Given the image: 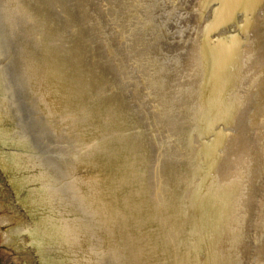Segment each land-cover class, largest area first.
Instances as JSON below:
<instances>
[{
    "label": "water",
    "instance_id": "1",
    "mask_svg": "<svg viewBox=\"0 0 264 264\" xmlns=\"http://www.w3.org/2000/svg\"><path fill=\"white\" fill-rule=\"evenodd\" d=\"M0 168L30 264H264V0H0Z\"/></svg>",
    "mask_w": 264,
    "mask_h": 264
},
{
    "label": "rangeland",
    "instance_id": "2",
    "mask_svg": "<svg viewBox=\"0 0 264 264\" xmlns=\"http://www.w3.org/2000/svg\"><path fill=\"white\" fill-rule=\"evenodd\" d=\"M31 216L0 168V264H30L26 240Z\"/></svg>",
    "mask_w": 264,
    "mask_h": 264
}]
</instances>
